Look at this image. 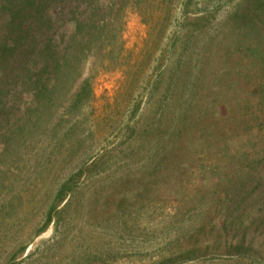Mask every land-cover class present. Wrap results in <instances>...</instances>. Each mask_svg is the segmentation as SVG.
Instances as JSON below:
<instances>
[{"label":"rangeland","instance_id":"obj_1","mask_svg":"<svg viewBox=\"0 0 264 264\" xmlns=\"http://www.w3.org/2000/svg\"><path fill=\"white\" fill-rule=\"evenodd\" d=\"M0 264H264V0H0Z\"/></svg>","mask_w":264,"mask_h":264},{"label":"trees","instance_id":"obj_2","mask_svg":"<svg viewBox=\"0 0 264 264\" xmlns=\"http://www.w3.org/2000/svg\"><path fill=\"white\" fill-rule=\"evenodd\" d=\"M73 22H74L73 23L74 26H76V24H79V20L74 19ZM89 96H90V85L88 80H84L80 88L76 91L74 99L75 101H82L85 97H89ZM71 184H72V179H67L64 182H62L60 188L57 191L55 201L51 206L52 209L55 208L57 202H60L64 198L67 191L71 190L72 188ZM50 219H51V214L48 216L45 224H47L50 221Z\"/></svg>","mask_w":264,"mask_h":264}]
</instances>
